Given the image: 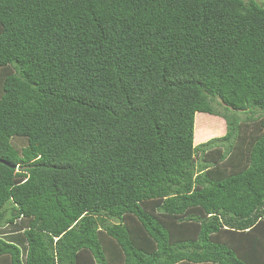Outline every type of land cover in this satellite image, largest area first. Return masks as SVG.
Here are the masks:
<instances>
[{
	"label": "trees",
	"instance_id": "1",
	"mask_svg": "<svg viewBox=\"0 0 264 264\" xmlns=\"http://www.w3.org/2000/svg\"><path fill=\"white\" fill-rule=\"evenodd\" d=\"M0 160V264H264V5L0 0Z\"/></svg>",
	"mask_w": 264,
	"mask_h": 264
},
{
	"label": "rangeland",
	"instance_id": "2",
	"mask_svg": "<svg viewBox=\"0 0 264 264\" xmlns=\"http://www.w3.org/2000/svg\"><path fill=\"white\" fill-rule=\"evenodd\" d=\"M260 5H264V0H254ZM220 110V108H217ZM205 114H197L195 116L194 123V145H200L206 143L212 139L221 138L226 133V125L221 117L204 116ZM208 156V158H210ZM207 158V159H208ZM197 159V156H196ZM8 217V216H7ZM9 226L5 225V228L0 225V231L9 232ZM7 235L0 234V237L4 238Z\"/></svg>",
	"mask_w": 264,
	"mask_h": 264
},
{
	"label": "water",
	"instance_id": "3",
	"mask_svg": "<svg viewBox=\"0 0 264 264\" xmlns=\"http://www.w3.org/2000/svg\"><path fill=\"white\" fill-rule=\"evenodd\" d=\"M0 163H3V164H6V165H8L7 163H5V162H3V161H1V160H0Z\"/></svg>",
	"mask_w": 264,
	"mask_h": 264
}]
</instances>
